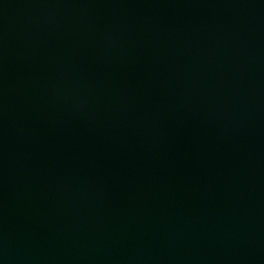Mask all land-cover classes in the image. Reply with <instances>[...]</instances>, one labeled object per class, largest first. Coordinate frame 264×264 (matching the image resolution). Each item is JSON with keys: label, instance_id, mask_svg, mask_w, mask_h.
<instances>
[{"label": "water", "instance_id": "1", "mask_svg": "<svg viewBox=\"0 0 264 264\" xmlns=\"http://www.w3.org/2000/svg\"><path fill=\"white\" fill-rule=\"evenodd\" d=\"M0 264H264V0H0Z\"/></svg>", "mask_w": 264, "mask_h": 264}]
</instances>
